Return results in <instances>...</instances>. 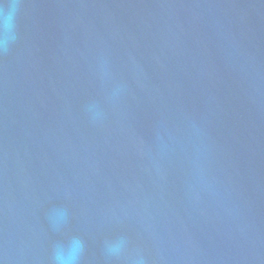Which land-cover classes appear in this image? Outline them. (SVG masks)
Listing matches in <instances>:
<instances>
[{
  "label": "water",
  "instance_id": "1",
  "mask_svg": "<svg viewBox=\"0 0 264 264\" xmlns=\"http://www.w3.org/2000/svg\"><path fill=\"white\" fill-rule=\"evenodd\" d=\"M73 238L78 264H264V0H20L0 264Z\"/></svg>",
  "mask_w": 264,
  "mask_h": 264
},
{
  "label": "clouds",
  "instance_id": "2",
  "mask_svg": "<svg viewBox=\"0 0 264 264\" xmlns=\"http://www.w3.org/2000/svg\"><path fill=\"white\" fill-rule=\"evenodd\" d=\"M2 10H0V49H6L10 41L15 39V17L20 7V0H11L4 4L0 0ZM55 222V221H54ZM123 246V241L107 244L110 254H118ZM82 242L73 238L69 245H58L53 250V264H78L80 253L82 252Z\"/></svg>",
  "mask_w": 264,
  "mask_h": 264
}]
</instances>
